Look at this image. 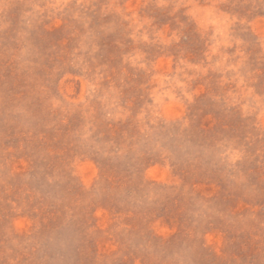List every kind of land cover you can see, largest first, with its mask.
<instances>
[{
    "label": "rangeland",
    "instance_id": "rangeland-1",
    "mask_svg": "<svg viewBox=\"0 0 264 264\" xmlns=\"http://www.w3.org/2000/svg\"><path fill=\"white\" fill-rule=\"evenodd\" d=\"M0 264H264V0H0Z\"/></svg>",
    "mask_w": 264,
    "mask_h": 264
}]
</instances>
